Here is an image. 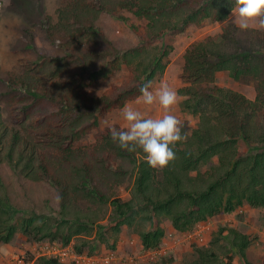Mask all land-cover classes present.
I'll use <instances>...</instances> for the list:
<instances>
[{
  "label": "trees",
  "instance_id": "obj_1",
  "mask_svg": "<svg viewBox=\"0 0 264 264\" xmlns=\"http://www.w3.org/2000/svg\"><path fill=\"white\" fill-rule=\"evenodd\" d=\"M233 7L234 0H73L72 8L63 12V25L68 31L77 26L79 30L91 32L96 39L99 33L94 23L101 13L126 20L121 11L129 10L137 17L148 20L147 29L141 34L144 44L120 52L104 41L103 62L92 66L88 74L91 82L99 78L107 79L123 65L131 70L127 83L113 85L101 97L83 92L81 89L85 84L81 80L75 81L67 94L53 92L43 97L34 90L43 88L41 77L27 75L20 85L33 96V101L22 104L27 98L20 99L17 110L11 115L12 127L29 128L30 147L19 130L11 134L12 128L3 122L0 112L1 172L5 162L14 168L23 162L25 176L37 181L39 173L36 164L42 150L58 161L52 170L43 166L42 180L60 190L56 195L60 198L62 209L59 213L63 220L53 232L54 227L48 221L42 220L44 223L38 224L42 216L34 215L21 223L25 233L33 230L41 234L40 239L52 237L55 240L60 236L65 244L83 232L89 233L93 215L81 210L76 199L85 198L93 203L110 202L108 189L113 188L112 185H120L130 167L135 170L130 198L111 201L115 219H119L114 229L119 230L121 225H136L146 250L162 245L165 230L160 226V219L163 216L170 218L174 228L182 232L208 220L210 216L231 213L244 203L252 207L264 206V52L260 50L264 47V38L261 37L258 46L249 48L250 29L245 30L246 33L240 32V37L244 38L243 48L229 46L230 42L236 44V35L231 38L234 29L231 27L219 37L220 40L209 37L185 51L181 77L191 85L178 91L187 96L183 101L184 109L199 114L200 123L184 146L182 142L177 143L175 159L163 167L161 173L158 168L148 166L140 149H120L111 140L109 127L99 133L96 145L76 146L80 138L99 125L101 116L141 96V85L164 73L172 48H165L163 43L158 52L156 49L149 51L150 42L171 30L182 31L188 25H199L205 19L225 21ZM140 29L133 25L136 34ZM107 56L111 59L103 65ZM61 58L64 59H55L60 62ZM58 66L60 68L61 65ZM88 70L87 65L83 67L85 73ZM224 70L234 80L253 78L258 90L255 99L218 85L217 73ZM56 75L55 70L53 76ZM33 120L36 122L33 123ZM241 143L246 144L248 149L241 150ZM110 159L121 162L112 169ZM213 160L215 164L203 171L202 167ZM124 163L128 166L124 167ZM101 174L106 177L101 178ZM7 211L0 207V241L5 243L18 230ZM149 222L155 228L149 229ZM98 228L100 232L97 230V233L100 234L104 227L100 225ZM223 232L221 227L211 246H195L197 260L194 264H223L218 260L222 246H216ZM230 233L233 235L229 241L231 249L247 259L246 250L251 242L249 236L237 230ZM79 239L80 243H74L77 252L97 253V245L87 238ZM111 247L114 248V245ZM231 259L232 256L228 264H233ZM261 260L264 264V257ZM41 264L62 263L56 258L42 257ZM163 264L168 263L165 261ZM247 264L253 263L247 260Z\"/></svg>",
  "mask_w": 264,
  "mask_h": 264
},
{
  "label": "rangeland",
  "instance_id": "obj_2",
  "mask_svg": "<svg viewBox=\"0 0 264 264\" xmlns=\"http://www.w3.org/2000/svg\"><path fill=\"white\" fill-rule=\"evenodd\" d=\"M71 2L73 3V0H0V112L3 122L12 128L11 134L13 135L15 131L19 130L20 132H18L24 137V141L28 142L29 147L31 143V137L28 138L29 128H25L26 126L12 127L11 115L17 110L20 99L27 98L22 104L33 101V96L20 85L27 75L37 74L39 78L41 77L43 90H34L42 94L43 97H47L53 92L67 94L70 86H74L75 81L79 80L85 84L81 89L83 92L89 96L101 97L113 85L127 83L131 70L123 65L113 71L107 79L99 78L95 81L96 83L91 82L88 74L91 72L92 66L103 62L101 57L104 56L102 53L104 41L120 52L144 44L141 34L147 29L148 20L137 17L129 10L121 11V15L126 17V20L109 13L100 14L94 26L99 33L98 38H103L102 40L95 39L91 32L79 30L77 26H73L68 31L63 25V12L65 13L69 7L72 8ZM250 24L251 27L248 28L251 30L248 38L251 43L250 45L248 43L249 48L258 46V41L261 37L264 38V28L260 27L259 21L254 20ZM133 25L141 28L139 34L133 30ZM231 27H234L231 38L233 39L236 35V44L230 42L229 46L243 48L244 38L240 37V32H246L236 26L233 12L225 21L215 22L205 19L199 25L191 24L184 27L182 31L171 30L148 44L149 51L156 49L158 52L163 43L165 48H172L167 57L164 73L157 75L152 82L154 88L159 87L161 81L166 82L177 92V101L172 106L171 113L181 121L183 126L184 132L182 133L186 139L181 141L182 146L200 123L199 114L184 109L183 101L187 96L179 94L178 91L191 85L189 82H184L181 77L184 53L196 43L209 37H213L215 41L220 40L219 37ZM88 46H90L91 52L87 50ZM260 50L264 52V47ZM57 57L64 59L61 58L59 62L55 59ZM110 59V56H107L103 65H107ZM58 64L61 65L60 68ZM86 65L89 70L85 73L83 67ZM55 70L57 75L53 76ZM248 80H234L227 70L219 71L216 76L218 85L254 100L258 92L256 82L253 78ZM125 105L134 107L146 117H159L164 114V110L158 103L151 106L143 104L142 96L128 101ZM123 107L113 109L101 116L99 125L80 138L76 142V146L96 145L99 133L106 127L126 128L127 122L121 114ZM35 122L33 120V123ZM241 144V150L248 149L246 144ZM38 158L40 159L36 164L39 173L37 181L25 176L23 162L17 168L11 167L5 162L3 171H0V207L9 211L7 212L11 215V222L18 226L17 232L9 242L0 241V264H16L14 256L22 255L35 259V264H41L42 258H37L41 243L63 241L60 236L55 240H52V237L40 239L41 234L33 230L31 233H25L20 227L24 219L39 215L42 218L38 220V224H41L42 220L48 221L54 227L53 232H55L63 220L59 213L62 209L59 205L60 198L56 195L60 190L48 185L47 180H42L45 172L43 166L52 170L54 166L58 165V161L51 158L44 150L41 155L38 154ZM120 162L110 159L111 168L114 169ZM214 164L215 160L203 166L202 170H208ZM125 166H128L127 163H124ZM161 169L158 168L159 173H161ZM134 176L135 170L130 167L128 174L119 183L120 185H112L113 188L108 189L111 193V201L116 198L121 201L130 198V186ZM100 177L105 178L106 175L101 174ZM111 201L93 203L85 198L75 201L81 210L93 215L94 221H92L89 233L83 232L79 236L73 237L70 243H80L79 238H87L93 242L98 247L97 253L93 254L98 257V264H106L105 256L109 255L111 251L115 252V258L108 264H163L165 261L168 264H194L197 260L195 246H211L212 240L217 236L221 227L224 228V232L216 245L222 246L219 249L218 260L220 263L228 264V259L231 256L233 264H247V260L253 264L262 263L261 259L264 257V206L252 207L244 203L231 213L210 216L208 220L201 221L195 224L192 229L182 232L174 228L170 218L163 216L160 219V226L165 230L162 245L159 248L146 250L143 248L136 225H121L119 230L114 229L119 219H115L114 205ZM1 217L0 212V221ZM100 225L104 229L99 234L97 230L100 232L98 228ZM147 226L149 229L155 228L151 222L147 223ZM231 230H237L249 236L251 242L246 250L247 259L242 258L231 249L229 244L233 238ZM111 245H114V248ZM85 249L87 250L86 247Z\"/></svg>",
  "mask_w": 264,
  "mask_h": 264
},
{
  "label": "clouds",
  "instance_id": "obj_3",
  "mask_svg": "<svg viewBox=\"0 0 264 264\" xmlns=\"http://www.w3.org/2000/svg\"><path fill=\"white\" fill-rule=\"evenodd\" d=\"M232 12L239 29L247 30L254 20H258L260 27L264 28V0H234ZM139 91L143 104L151 106L158 103L164 114L146 117L141 111L125 105L121 114L127 126L120 129L110 126V138L122 150L140 149L149 167L163 168L175 159L177 143L186 139L181 121L171 113L177 101V92L163 81L155 88L152 81L143 83Z\"/></svg>",
  "mask_w": 264,
  "mask_h": 264
},
{
  "label": "built area",
  "instance_id": "obj_4",
  "mask_svg": "<svg viewBox=\"0 0 264 264\" xmlns=\"http://www.w3.org/2000/svg\"><path fill=\"white\" fill-rule=\"evenodd\" d=\"M37 258L44 256L48 258H56L62 263L66 264H98V257L88 252L79 253L76 251L72 243L65 244L64 242L44 241L41 243ZM115 252H109L105 256L106 264L113 261ZM16 264H35V259L26 256H14ZM36 258V259H37Z\"/></svg>",
  "mask_w": 264,
  "mask_h": 264
}]
</instances>
